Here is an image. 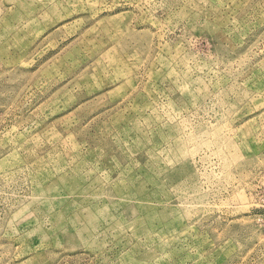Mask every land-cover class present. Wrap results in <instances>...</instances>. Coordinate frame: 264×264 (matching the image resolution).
Listing matches in <instances>:
<instances>
[{"label":"rangeland","instance_id":"374dc122","mask_svg":"<svg viewBox=\"0 0 264 264\" xmlns=\"http://www.w3.org/2000/svg\"><path fill=\"white\" fill-rule=\"evenodd\" d=\"M0 264H264V0H0Z\"/></svg>","mask_w":264,"mask_h":264}]
</instances>
